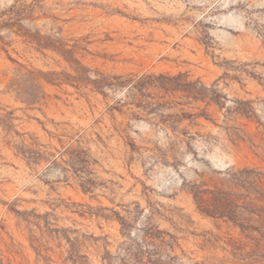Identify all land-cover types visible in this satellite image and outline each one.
<instances>
[{"label":"rangeland","instance_id":"374dc122","mask_svg":"<svg viewBox=\"0 0 264 264\" xmlns=\"http://www.w3.org/2000/svg\"><path fill=\"white\" fill-rule=\"evenodd\" d=\"M29 70L35 104L14 85ZM81 72L181 75L205 97ZM244 167L264 171V0H0V264H137L147 231L164 262L264 264V237L191 190Z\"/></svg>","mask_w":264,"mask_h":264},{"label":"trees","instance_id":"16d2710c","mask_svg":"<svg viewBox=\"0 0 264 264\" xmlns=\"http://www.w3.org/2000/svg\"><path fill=\"white\" fill-rule=\"evenodd\" d=\"M59 51L67 60L71 61L64 53H70L73 50L59 48ZM24 76L25 78L14 84L16 85L17 95L28 104L39 103L44 98V91L41 83L36 78V72L29 70ZM73 77L75 78L74 82L91 84L93 88L102 93H104V87H120L130 83L129 88L131 87L142 93L146 87H152L170 92L175 90L185 91L196 99L205 97V88L197 87L191 81L183 82L181 75L143 74L135 76V78L122 80L123 76L110 78L102 75L90 78L81 72L78 76ZM212 97L217 100V97ZM21 152L25 157L30 158L39 157L42 153L39 149L28 146L21 148ZM60 154L69 155V165L77 171H82L81 167L85 168V165L89 162L88 157H84L78 152L67 151V148H64ZM55 158L58 157L55 156ZM73 161H77L81 166H75L76 164ZM227 174L229 178L221 186L191 189L199 210L211 217L223 218L233 222L243 233L250 230L264 237V171L244 167L229 170ZM122 223L124 225V222ZM146 235L151 239L150 241L145 240L142 243L140 240L134 244L133 257L135 262L137 264H175L174 260L164 262V259L159 257L156 244L158 235L153 231H147ZM145 258H147L146 262L144 261Z\"/></svg>","mask_w":264,"mask_h":264}]
</instances>
